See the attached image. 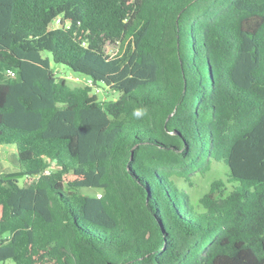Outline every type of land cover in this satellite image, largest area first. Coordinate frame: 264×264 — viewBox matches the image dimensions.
<instances>
[{"label": "trees", "instance_id": "obj_1", "mask_svg": "<svg viewBox=\"0 0 264 264\" xmlns=\"http://www.w3.org/2000/svg\"><path fill=\"white\" fill-rule=\"evenodd\" d=\"M0 66V264H264V0H0Z\"/></svg>", "mask_w": 264, "mask_h": 264}, {"label": "rangeland", "instance_id": "obj_2", "mask_svg": "<svg viewBox=\"0 0 264 264\" xmlns=\"http://www.w3.org/2000/svg\"><path fill=\"white\" fill-rule=\"evenodd\" d=\"M103 50L107 55H111L117 49L111 44H104ZM0 71V79L3 78V66ZM55 69L57 70L58 75L61 78H65L71 85L81 86L85 85L87 82V76L84 74H78L66 68L64 66L56 65ZM101 91L98 92L100 99H114L119 96L120 91L115 90L113 92L107 91L106 84L103 82L99 83ZM94 91H96L94 89ZM1 159H0V172H14L19 169L17 159L16 147L13 145L2 146L0 149ZM82 173L80 171H74L67 175L68 180H74L78 177H81ZM223 179L228 180V169L223 163H214L212 168L206 172H198L191 177L190 180L184 178L178 179L179 183L186 187L191 193L192 199L195 204L198 203L199 198L208 191L213 181ZM22 183V179L20 180ZM11 261H8L7 264H11Z\"/></svg>", "mask_w": 264, "mask_h": 264}, {"label": "built area", "instance_id": "obj_3", "mask_svg": "<svg viewBox=\"0 0 264 264\" xmlns=\"http://www.w3.org/2000/svg\"><path fill=\"white\" fill-rule=\"evenodd\" d=\"M60 22H61V21H60V18H57V19L55 20V22H54V26H57ZM84 43H85V42H84ZM6 74H7L8 76H15V72H14L12 69H7V70H6ZM86 84L92 85V86L94 87V89L96 90L97 93L101 91V87H100V86H95V85L93 84V81H92L91 78H87V82H86Z\"/></svg>", "mask_w": 264, "mask_h": 264}, {"label": "clouds", "instance_id": "obj_4", "mask_svg": "<svg viewBox=\"0 0 264 264\" xmlns=\"http://www.w3.org/2000/svg\"><path fill=\"white\" fill-rule=\"evenodd\" d=\"M147 114V109L145 108H136L132 112V116L136 119H140Z\"/></svg>", "mask_w": 264, "mask_h": 264}, {"label": "crops", "instance_id": "obj_5", "mask_svg": "<svg viewBox=\"0 0 264 264\" xmlns=\"http://www.w3.org/2000/svg\"><path fill=\"white\" fill-rule=\"evenodd\" d=\"M0 215H1V206H0Z\"/></svg>", "mask_w": 264, "mask_h": 264}]
</instances>
